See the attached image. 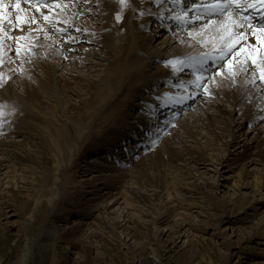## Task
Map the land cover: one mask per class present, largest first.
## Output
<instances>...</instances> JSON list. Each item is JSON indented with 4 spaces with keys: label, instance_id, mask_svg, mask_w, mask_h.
I'll return each instance as SVG.
<instances>
[{
    "label": "rangeland",
    "instance_id": "rangeland-1",
    "mask_svg": "<svg viewBox=\"0 0 264 264\" xmlns=\"http://www.w3.org/2000/svg\"><path fill=\"white\" fill-rule=\"evenodd\" d=\"M67 4L71 6L70 2ZM67 4L55 6L56 12L52 14L61 15L73 25L77 29L73 33L75 37L80 38L78 35L85 34L84 37L90 41H78L68 46L64 44L66 49L63 48V53L73 62H65L60 57L56 63L59 65L57 71L50 78L54 85L47 86V91L45 87L42 90L40 82L36 81L37 73L39 77L41 71L34 68L36 79L29 91L35 90L38 103H32L30 106L33 109L27 110L25 116L15 114L6 121L0 120V264H264V167L249 164L244 159L237 169L230 171L245 147L253 146L256 136L264 129V119L253 123L245 116L251 112L250 106L242 108L239 113L231 104L226 105L221 101L229 113L233 112L230 137L228 134L221 135L224 125L212 117L213 114L217 115L213 110L208 109L206 114L203 112L208 105L202 94L222 88L227 89L229 94L238 88L228 84L227 80L234 78L229 66L223 65L224 68H220L221 72L218 73L214 69H205L194 60L197 56L207 54L210 48H217L212 44L220 33V21L212 24L213 35L209 32L211 27L202 31L204 24L183 32L158 22L154 26L152 23L146 25L150 18L142 25L133 24L135 28H130L128 23H122L121 10L115 1H110L109 5L86 6L87 10L91 9L87 15L76 14L83 9L78 6L79 3L75 7ZM67 8H74V16ZM136 14L139 15V12ZM40 16L43 18V15ZM74 17L81 20H75ZM34 21L36 23V19ZM123 24L125 28L121 27ZM20 32L11 30L7 33L13 38L23 33ZM198 32H207L205 41L192 50L188 43L199 42ZM258 37L259 33L255 35V38ZM251 39L245 42L243 50L249 49ZM172 40L176 47L166 53L163 50ZM42 41L41 38V43L45 44ZM253 48L261 50V46ZM37 52L32 59L26 60L44 62L39 48ZM89 52V58L85 57ZM8 55L11 57L14 54L9 50ZM125 57L131 61L123 66V70L118 69L115 64ZM75 59L80 61L77 67ZM263 62L264 58L250 66V72L256 78L255 84L261 87L260 94L264 93V79H261ZM234 66L237 65L234 63ZM177 68L179 73L165 76ZM114 69L118 71L113 72ZM106 73L116 80L112 78L113 82L108 84L110 98L101 106L98 102H90L92 91L87 90L101 83ZM193 73L202 80L201 85L192 84L198 80L192 77ZM41 75L46 77L45 74ZM3 80L11 81L16 95L23 97L22 100L27 103L28 97L20 77ZM102 85L105 87V84ZM64 86H69L68 91ZM134 90L147 94L134 98ZM185 93L189 98L197 97V100L187 105L181 115L168 116L161 119L158 126L144 125L140 132L132 133L146 116L143 110L150 109L146 105L148 102L155 104L157 99ZM87 100L90 102V111H94L93 119H88L90 121L83 118L88 110L78 116L75 111L81 101L84 103ZM114 115L117 123L112 125L107 119ZM57 119L64 121L61 126L64 133H60L64 134L60 138L64 152L67 154L72 151L74 156L78 151L81 152L72 160V164L67 165L69 167L58 186L62 153L56 156L52 153L54 151H49L54 148L50 139L58 135L57 125L54 124ZM73 119H76L75 122ZM68 120L73 121V124L70 121L66 124ZM187 128L192 130L186 133ZM111 130L117 134L112 136ZM213 131L222 136L221 140L228 144L227 147L218 146L223 150L215 151L213 148L218 147L214 145L215 142L212 143V149L205 152L206 162L192 164L188 171L190 175L178 173L177 167L157 168L169 149L176 151L183 145L193 150L206 147L213 139ZM129 132L133 138L123 140V136L130 135ZM101 138H106V141L99 142ZM13 153L24 159L25 155H30L32 163L28 167L29 162H25V165L17 162L10 158ZM220 160H223L222 163ZM144 167L151 176L165 175L164 181L169 184L168 193L172 194L167 195L163 191L159 198H155V189L142 185V191L148 198L140 204L134 202L127 206L125 201L130 199L128 187H136L134 178L138 170ZM121 174L125 181L116 189L109 188L110 194L105 198L110 204L114 198L119 202L112 205L107 213L94 212L84 205H70L78 190L73 188L78 187V181L100 175L118 177ZM173 180L177 181V187L172 185ZM97 187L102 188L101 183ZM85 190L91 191V184ZM108 222L116 226L112 225L108 229ZM48 232L52 236L45 241Z\"/></svg>",
    "mask_w": 264,
    "mask_h": 264
},
{
    "label": "bare ground",
    "instance_id": "bare-ground-1",
    "mask_svg": "<svg viewBox=\"0 0 264 264\" xmlns=\"http://www.w3.org/2000/svg\"><path fill=\"white\" fill-rule=\"evenodd\" d=\"M37 1H39V0H32V2H37ZM70 1L79 2L78 6L83 7V9L78 11V12H76L74 10V8L73 9L67 8V11L69 13H72V15H73L74 12H76V14H79V13L83 14L84 13L85 15H87V13H89V14L91 13L90 12L91 9L87 10L86 6L92 7L94 5H100L102 3H104L105 5H109L110 1H115L116 4H117V7H119L118 9L121 10V16L123 17L122 23H124V24L128 23V25H131L130 28H135L133 24H136V26H137V24L142 25L144 22H146V20L148 18H151L153 15H156L157 18L159 19L161 15H167L168 16L170 14L168 7H162L160 10H158L156 12L151 11V9L149 8V5L157 4L156 0H126L125 3H121V0H67V1L55 2V3H53L51 5H48V6H41L40 9L36 8V10H35V7L38 5L37 3H34V7H32V5L30 3H28L27 8L18 9V10L12 11L7 16H6V10H8V7H10V4L9 3H5V4L2 3L1 6H0V7H2V10H0V16H1V18H0V120L6 121V120H8V118H11V116L12 115L14 116L15 114H16L15 116H17V115L25 116L28 113L27 110H29L31 108L30 105L32 103L34 105L37 102V99H38V94L35 92L34 89L31 92L29 91V88L31 87L33 81H35V79L38 78L39 80L36 79V81L40 82L39 85H40V87H42V90L44 89L43 87H45V89H46V87L47 86L49 87L50 85H52V87H53L54 83H53V81L50 78H52L55 75L56 71H57V67L59 65H57L56 63H58V60L60 59V57H63L65 59V62H73V59L67 58V57H69L67 55L65 56V54L63 53L65 51H63V48L65 50L66 49V45L67 46L68 45H74L75 43H78V41H82V42L83 41H85V42H89L90 41L89 38L84 37L85 34L84 35H78V36H81L80 38L75 37L73 35V33L75 34L77 29L74 28L73 25H70L69 23H67L65 21V19L61 15L55 16L54 14H50L47 17V19L42 18L40 16V14L43 12L42 10L51 9L52 8L51 6H53V5L64 3V2H68L69 3ZM223 1L224 0H219L220 4ZM187 2L188 3H192V6L194 5L193 0H188ZM248 2H249V0H226L227 5L230 6V7H233V6L236 7L238 5L243 7V5L247 4ZM74 4L75 5H71V6H69L68 4L67 5L69 7H72V6L75 7L78 3H74ZM160 4L161 3H159V5ZM240 4H243V5H240ZM112 7H113V5H112ZM112 7H111V9H112ZM203 7H204L203 10H205L207 12L206 18L208 19V21L210 19H213L215 16H217L218 17V21H220V24H218L220 33L217 34L216 37L214 38V43L212 44V46L216 45V46L222 47V46H224L226 44L227 45H232V46L229 47L230 49L228 51H225L219 57L214 55V56L208 57L206 61H208L210 63H213L214 65H216V63H220L222 65L229 66L230 71H232L234 78L233 79L229 78L227 80L228 84L236 85V86H238V88H236L235 92L232 91L229 94L227 93L228 92L227 89H223L222 88V90H219V91L211 90L209 92H205V93L203 92L204 94H202V95L204 97L202 95H199V96H202L204 98V100L207 102V105H208V108H206L207 110L205 109L206 111L204 110L203 112L206 114L208 112V109H209V111L213 110L214 113H216L217 115L213 114L212 117H214L218 121L220 120L221 123L224 125L223 132H221L222 133L221 135L224 136V135L228 134L231 137L232 134L230 132V127H231L230 120L232 118V113L233 112L229 113L224 108L225 104L226 105L227 104H231L233 106L234 110H237L239 113L241 112L242 108L247 109L250 106L252 108V110H250L251 112L247 113L245 116H247V120H250L253 123H257L261 119L262 120L264 119V114H263V116L260 115V114L264 113L262 111V110H264V95H263L264 93L260 94L259 90H260L261 87L259 88L255 84L256 83V78L250 72V66H252L257 60H261V59L264 58V44L263 45L261 44V43L264 42V40H262L263 38L260 40L261 54L258 55L257 57L252 56V57H254L253 59H248L247 55H249L250 53H254V51H256V50H253L254 49L253 47L256 46L257 42L252 38L251 41H250L252 43H250V45H248L249 49L243 50L244 49L243 48L241 50V45L238 44L240 39L242 37H245V38L249 37V33L243 28V27H245L243 22L241 20H237V18H236V24L234 25V27L229 28V25H230V22H231L230 19L229 18H225V19H222L223 21L221 20V18H224L225 13H223V12L215 13L214 10L210 11V10L206 9V5L201 6V8H203ZM194 8L197 11H199V13H202L200 11V6L196 5V6H194ZM31 9H33V10H31ZM118 9H117V11H118ZM38 10H40V11H38ZM26 11L28 12V15L25 14ZM136 12H139V15L136 14ZM112 14H113V11H112ZM12 15H16L17 19H19L20 21L18 22L16 20H13L12 19ZM30 15H31L32 18L36 19V23L32 27L29 28V26H31L30 22H29V16ZM78 17H74L75 20H81ZM105 18H107V17H105ZM4 20L6 22H4ZM106 20L108 22H110V20L108 18ZM161 22L165 23V21H161ZM104 23H106V21ZM124 24H123V26H124ZM202 24H204V29H202V31H205L209 27L212 26V25H209L208 23L207 24L202 23ZM23 26H28V27L27 28H23V30H22ZM123 26H121V27L125 28V26L124 27ZM6 29H8V30H6ZM11 30H18V31L22 30L21 32H23V33L18 35V36H14L12 38V35H9L7 33V32L10 33ZM65 30H66V33H64ZM212 31H214L212 29V27L209 28V32L211 33ZM79 32H80V30H79ZM132 33H133V31H132ZM206 33L207 32H203L202 34H199V32H198V34L200 35L199 42L188 43L190 49H192V50L196 49L197 45H199V44L201 45L202 43H204ZM105 34H107V33H105ZM136 34H137V32H136ZM138 34H140V33H138ZM145 36H146V33H145ZM1 37H2V40H3V44L1 43ZM41 38L43 40L42 42H44L45 44L41 43ZM94 39H95V36H94ZM135 39H136V37H135ZM135 39H133V40H135ZM109 42H111V41H109ZM132 42H134V41H132ZM12 44H13V47L15 48L14 51L12 50V48H13ZM64 44H66V45H64ZM112 44L114 45V43H112ZM55 46H57V47H55ZM173 47H176V46L174 44V41L172 40L171 42L169 41L168 46L163 51H165V52L167 51L168 52ZM38 48H39V50L41 52V58H43L45 61L44 62L29 61L30 59H32L34 56L37 55L36 52H37ZM213 49H216V48H213ZM9 50H11L13 52V54H14L11 57L8 55V51ZM209 50H211V48ZM48 51L50 53H48ZM40 52H39V54H40ZM89 56H90V52L87 53V55L85 57L89 58ZM26 59H29V60H26ZM106 59L109 62H112L108 57ZM75 60L76 61L74 63H75V66L77 67V65L80 64V61H78L77 59H75ZM129 61H131V59L128 58V57H125L119 63H116L115 66H117L118 69L122 68V70H123L124 69L123 66L126 65ZM32 62L34 64H31ZM239 62L242 63V65H240L239 67L238 66H234V63H239ZM4 64L7 65L6 68L3 67ZM109 64H111V63H109ZM34 68L39 69L42 74H45L46 77H42L43 75H41V73H40L41 77H40V75L38 77V73H37V76L34 79V77H35L34 71H33ZM83 69H85V68H83ZM115 69L112 70V71L113 72L114 71H118V70H115ZM172 70L169 73H167L165 76H170V75L179 73L178 68L174 69V71H172ZM106 72H108V69L106 70ZM16 76L20 77V82L22 83V85L25 86V88H24L25 92L24 93H26L27 94L26 96L28 97L26 99V102L30 103L28 105H27V103H25L24 100H22L23 97L19 96V97H21V99H20L16 95L13 83L11 81L8 82V80H7V82L3 80V79L6 80V78L13 79ZM32 76H33V78H32ZM116 76H117V74H116ZM105 77H104L105 78L104 80H101L102 81L101 83L94 84L91 89L87 90L88 92H89V90L92 91V93L90 94L91 98H89L90 102H94V103L98 102L101 106L105 105L107 100L110 98V90H109L108 84L109 83L111 84V81H112V78H113V77H111V74H108V73H106ZM161 79H162V77H161ZM114 80H116V79H114ZM107 81H108V83H107ZM117 81H115L113 84H115ZM133 81H135V80H133ZM201 82H202L201 79L195 80L193 85H198V84L201 85L200 84ZM217 83H219V82H217ZM102 84H105V87H103ZM66 85H69V84H66ZM221 86L223 87L224 85H222V83H221ZM255 86H257V87H255ZM68 87L69 86H67V88L65 87L66 90L68 89ZM72 90H73V87H72ZM84 90H86V89H84ZM45 91H47V89ZM145 93L147 94V92H145ZM145 93L142 92V91L140 92L139 90H134L133 91L134 98H141V96L144 95ZM185 94H181V96L180 95H176L177 97H173V96H171V97L167 96L169 98H167V97H163L162 98L161 97L162 99L161 100L157 99L155 104H153L151 102H148V104H146V105H149L150 109L143 110V112L146 113V116L138 124V126H136V127L133 126L135 128V131L133 130L132 133H135V132H138V131L140 132L142 126L143 127H144V125L150 126L152 124V122L155 120V114L153 112L157 109V107L159 105L162 104L166 108L170 107V109H172V110L174 109L173 106L175 105V110L178 109V108H182L183 110H185L187 108V105H190L191 102L197 100V97L195 99L193 98L194 100H190V98L187 95V93H185ZM118 101L119 100H117V102ZM205 101H203V102L205 103ZM217 101L220 102V103H216ZM221 101L225 102V104L221 103ZM82 102L83 101H81L80 106L77 107L78 109L76 108L77 110H75L77 116L80 115V113H85V111L88 110L87 114H89V115L86 114L83 118H85L87 120L88 119H90V120L93 119L94 111H90L91 110L89 108L90 102H88V100L85 101L84 103H82ZM36 106L37 105H35V107ZM38 107H40V106H38ZM201 107H202V105H201ZM31 109H33V108H31ZM53 111H54V109H53ZM176 111H179V109L176 110ZM13 112H14V114H13ZM45 114H48V113L46 112ZM77 116H76V118H77ZM115 117H116L115 115L111 116L107 120L112 125H114L115 123H117L116 120H115ZM212 117L210 119H213ZM75 120L76 119H73L74 122H75ZM90 120H88V121H90ZM69 121L70 120L66 121V124ZM73 121H70V123L73 124ZM63 122H60V120H58V119L56 120V122L54 124L57 125V128H56L57 132L55 130L54 131L58 135H56L57 137L52 135L53 136L52 139L48 138V139L52 140L53 147H54L53 150H49V151H54L52 153L53 154L55 153L56 156H60L59 153H62V155H61L62 161H61V164H60V168H59V170L57 168L58 173H59V179L57 178L58 179L57 180V186H58V184L62 183V179H61L62 175L64 174V172L67 169V167H69L67 165H70V163L72 164V160H74L75 157H78L79 155H81L80 151H78L75 156H74V154L73 155L71 154V153H73L72 151L68 152L66 154L64 152V150H63V147H61L62 143L60 141H62V140L60 138H62L64 134L61 135L60 133H64L63 132L64 130L61 129L62 128L61 126H63ZM141 123H143V125H140ZM54 128H55V126H54ZM64 128H65V125H64ZM87 129L88 128H86V130ZM191 130L189 128H187L186 129V131H187L186 133H189ZM130 131H131V129H130ZM116 134L117 133L114 130H111V135L112 136L116 135ZM129 134L130 135L123 136V140L124 139L129 140V139L133 138V135L131 134V132H129ZM104 135L106 136V134H104ZM212 135H213V139L210 142V144H208L206 147H204V148H202L200 150L199 149L193 150V149H190L188 147L185 148L184 145L181 148L179 147V149L176 150V151H174L172 149H169V150L167 149L168 151H167V153H165L166 154L165 159L162 161L160 166L157 167V168L159 169L161 167V169H162L164 167L166 169L167 167L168 168L169 167H177V169L179 171L178 173L184 174V172H185V173H188V175H190V173L188 171H190L189 168H190V166L192 164L194 165V164H197V163H200V162H202V163L206 162L207 158L205 157V152L207 150H211L212 149V148H210L212 143L215 142L214 145L217 146V147L218 146L219 147L221 146V148L222 147H224V148L227 147L228 144L223 143L222 140H221L222 136L217 135L214 131L212 132ZM101 141H106V138L99 139V142H101ZM219 147L217 149L213 148V150H215V151H220L221 150L222 151L223 149H219ZM27 152H29V151H27ZM106 152L108 153V151H106ZM16 153H18V152H16ZM57 153H58V155H57ZM15 154L13 153V155H11L10 158H14L15 160H17V162L19 161V163H21L23 165H25V162L26 163L29 162L28 167L32 163V159L33 158L30 155H25L26 154L25 153L24 155L26 156L25 157L26 159H24L23 157L20 158V157H18ZM9 156H10V154H9ZM52 156H51V158H52ZM82 156H84V153H83ZM85 157H86V155H85ZM36 158L37 159H41V158H38V156H36ZM57 159H58V157H57ZM156 159H157V157H156ZM166 159L168 161H166ZM244 159H247L249 164L250 163L251 164H258V165H261L262 167H264V129L262 130V132H259L258 135L256 136L253 146L252 147H249V146L245 147V150L243 151V153L236 158L235 163H233L232 166L230 167L231 168L230 171L237 169V166H239V164H241V162ZM222 161L220 160L221 163H222ZM177 162H180L181 164H179ZM26 167H27V165H26ZM35 167L36 166H34V169H35ZM30 168H33V166L30 167ZM57 177H58V175H57ZM164 177H165V175H155V176L149 175V173L147 172L145 167H144V169L142 168L141 171L138 170V172L136 174V177L134 178L135 179L134 183H133V184H137L136 187H131V186L128 187V191L127 192H128V194L130 196V199L129 200L126 199V201H125L126 205L127 206H131V203H134V202L136 204L137 203L140 204L141 202L145 201L148 198V195L145 194L142 191V189L144 188L143 186H146V188L150 187L151 189L152 188L155 189L154 191L156 193L153 192L154 193L153 196L156 195L155 198L156 197L159 198L160 193H162L163 191H165V194H167V195L172 194V193H170V194L168 193L169 184L165 183L166 181H164ZM124 181L125 180H124L123 174H121L118 177H115V176L110 177V176L100 175L99 177H93L91 179L90 178L87 179V180L85 179L84 181H78L77 182L78 187H73L74 189H76V190L78 189V190L75 191V193H76L75 198L72 201H70L71 202L70 205L72 207H74L76 205L77 206L78 205H84L86 207H90V209L93 210L94 212L103 211V212L107 213L111 209L112 205H115V204H117L119 202V200L115 199L114 197H113L114 199L112 201V204L107 203V201H105L106 200L105 198L110 194V191H109L110 189L109 188H115L116 189L119 186V184L123 183ZM55 182H56V180H55ZM100 183H101L102 188L99 189L97 187V185L100 184ZM90 184H91L92 190L91 191L90 190L86 191L85 188H87ZM125 185H126V183H125ZM172 185L177 187L178 186L177 185V181L173 180L172 181ZM159 190H161V191H159ZM173 199L174 198H172V200ZM171 212H173V211H171ZM167 219H169L168 221H170L171 216L169 218H167ZM108 223L109 224L106 223L107 224L106 227L108 229H110V227L112 225H113L112 227L116 226L115 224L111 225L110 222H108ZM51 236H52V233L48 232L46 234V237H45L44 240L46 241ZM89 245L90 244L88 243L87 246H89Z\"/></svg>",
    "mask_w": 264,
    "mask_h": 264
},
{
    "label": "snow or ice",
    "instance_id": "snow-or-ice-1",
    "mask_svg": "<svg viewBox=\"0 0 264 264\" xmlns=\"http://www.w3.org/2000/svg\"><path fill=\"white\" fill-rule=\"evenodd\" d=\"M126 0H121V3H125ZM17 7H19V5H17ZM45 19H47V17H45ZM117 19H119V17H117ZM261 79H264V69H262L261 71Z\"/></svg>",
    "mask_w": 264,
    "mask_h": 264
}]
</instances>
